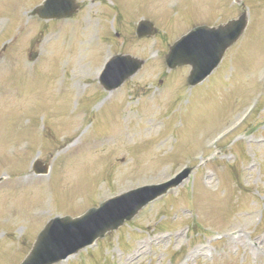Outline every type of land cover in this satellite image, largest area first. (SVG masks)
Here are the masks:
<instances>
[{"label":"rangeland","instance_id":"1","mask_svg":"<svg viewBox=\"0 0 264 264\" xmlns=\"http://www.w3.org/2000/svg\"><path fill=\"white\" fill-rule=\"evenodd\" d=\"M38 1L0 0V175L23 173L38 155L53 162L56 152L60 154L63 147L71 145L70 138L59 140L57 133L73 136L76 127L80 131L75 137L85 144L116 140L110 149L103 150L106 154H91L81 146L69 160L66 173L62 172L68 175L66 179L60 174L56 180L30 190L32 179L25 176L18 182L21 188L7 190L8 184L0 187V234L6 229L13 232L5 233V242L0 239V264H16L18 255L11 257L14 248L16 254L25 253L43 225L41 221L30 225L28 210L38 209L44 201L40 218L64 213L75 216L96 204L99 194L104 197L166 180L204 141L253 106L256 111L222 141V148L214 138L208 142L214 151L199 164L192 162V177L179 190L140 210L132 220L108 232L98 245L57 264H264V230L260 231L264 224L259 221L264 208V196H260L264 193V91L259 93L264 87V77L260 76L264 64V0H182L183 8L181 0H78L83 7L75 19L46 25L29 16ZM245 9L249 18L246 31L226 50L204 84L188 87L187 66L167 70L164 53L180 34L193 25L224 22ZM142 15L156 21L158 35L146 39L135 36L136 22L146 18ZM106 44H110L109 53H130L145 60L143 70L115 90L119 93L111 100L104 90L99 91L97 78L85 73L102 68ZM31 52L38 53L35 60L29 57ZM157 64L160 69H153ZM60 91L63 94L59 95ZM77 98L82 105L76 110L70 108ZM169 101L175 106L164 116L171 107ZM89 105L94 111L84 110ZM180 107L184 114L175 112ZM178 116L185 119L180 125L188 131L172 126ZM34 119L44 134L47 127H53L55 138L46 134L43 138L29 130L31 125L38 128ZM168 131L177 134L174 146L168 136L171 132L165 135L166 142H160ZM28 134L33 136V145L27 147L30 153L25 161L20 144ZM239 148L244 158L232 160L228 150L239 153ZM199 151L207 154L204 148ZM245 160L249 161L246 167L242 164ZM231 164L240 168L237 177L244 190L237 187L229 166L226 168ZM198 165L202 170L196 171ZM22 187H27L26 191H21ZM107 190L111 191L104 194ZM53 199L55 204L47 202ZM36 211H30L34 220ZM172 212L175 219L170 218ZM190 223L201 225L194 227L201 233L191 236L193 243L186 233ZM217 236L222 239L215 242ZM9 243H14L13 247ZM180 247L186 249L182 259L179 255L170 262L169 256Z\"/></svg>","mask_w":264,"mask_h":264},{"label":"water","instance_id":"2","mask_svg":"<svg viewBox=\"0 0 264 264\" xmlns=\"http://www.w3.org/2000/svg\"><path fill=\"white\" fill-rule=\"evenodd\" d=\"M55 1H60V0H54ZM66 2L67 0H61V2ZM50 1V4L52 7H55V5ZM244 22L243 20H239L238 24L232 28H220L219 30H210V31H198L197 36H201L204 38L205 42L201 46V48H195L192 44V41L190 39V35L185 37L183 40L179 41L174 47L171 49V53L168 57V63L170 65H175L176 63H184V62H191L190 58H194L195 61L197 62V65L200 70V76L204 74V71H206V65L207 63L210 64V66H213L218 58H220L224 48L231 43V41L235 38V36L241 31ZM201 29H196V30H202ZM194 30V31H196ZM195 33H192L193 35ZM210 52L213 53V60L208 61V58H200V54L198 57L195 54H192L193 52ZM209 68V67H208ZM208 71V69H207ZM121 219H119L120 223Z\"/></svg>","mask_w":264,"mask_h":264},{"label":"bare ground","instance_id":"3","mask_svg":"<svg viewBox=\"0 0 264 264\" xmlns=\"http://www.w3.org/2000/svg\"><path fill=\"white\" fill-rule=\"evenodd\" d=\"M87 71H89V70H87ZM86 72V71H85Z\"/></svg>","mask_w":264,"mask_h":264}]
</instances>
